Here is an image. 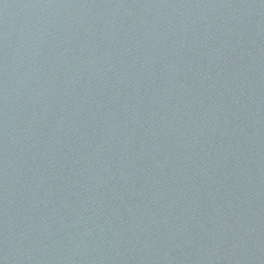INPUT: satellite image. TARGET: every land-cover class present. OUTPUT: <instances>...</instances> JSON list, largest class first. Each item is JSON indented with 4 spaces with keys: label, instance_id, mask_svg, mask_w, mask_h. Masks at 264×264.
I'll list each match as a JSON object with an SVG mask.
<instances>
[{
    "label": "water",
    "instance_id": "water-1",
    "mask_svg": "<svg viewBox=\"0 0 264 264\" xmlns=\"http://www.w3.org/2000/svg\"><path fill=\"white\" fill-rule=\"evenodd\" d=\"M0 264H264V0H0Z\"/></svg>",
    "mask_w": 264,
    "mask_h": 264
}]
</instances>
